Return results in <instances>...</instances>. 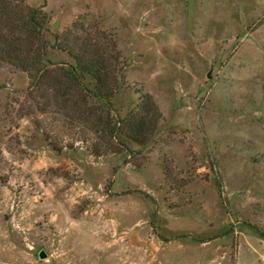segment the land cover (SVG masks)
Instances as JSON below:
<instances>
[{
    "label": "rangeland",
    "instance_id": "rangeland-1",
    "mask_svg": "<svg viewBox=\"0 0 264 264\" xmlns=\"http://www.w3.org/2000/svg\"><path fill=\"white\" fill-rule=\"evenodd\" d=\"M24 3L49 44L116 51L111 121L145 95L159 118L145 144L95 134L41 112L0 61V264H264V0Z\"/></svg>",
    "mask_w": 264,
    "mask_h": 264
},
{
    "label": "trees",
    "instance_id": "trees-1",
    "mask_svg": "<svg viewBox=\"0 0 264 264\" xmlns=\"http://www.w3.org/2000/svg\"><path fill=\"white\" fill-rule=\"evenodd\" d=\"M49 22L42 9L29 7L24 0H0V61L27 74V93L39 110L61 115L67 122H89L95 134H124L137 144L147 143L159 118L149 96H143L139 107L144 115L131 118L127 127L122 121H111L112 99L123 84L120 75L125 67H116V51L114 56L72 32L55 35L51 45L45 38ZM50 49L66 52L74 63L50 61ZM87 78L91 87L85 83ZM98 147H91L93 153L99 154Z\"/></svg>",
    "mask_w": 264,
    "mask_h": 264
},
{
    "label": "water",
    "instance_id": "water-1",
    "mask_svg": "<svg viewBox=\"0 0 264 264\" xmlns=\"http://www.w3.org/2000/svg\"><path fill=\"white\" fill-rule=\"evenodd\" d=\"M46 253L44 252V251H42V252H40L39 253V257L41 258V259H44V258H46Z\"/></svg>",
    "mask_w": 264,
    "mask_h": 264
}]
</instances>
